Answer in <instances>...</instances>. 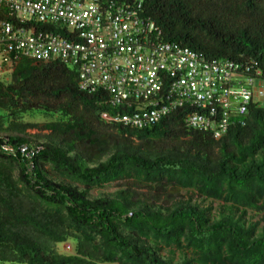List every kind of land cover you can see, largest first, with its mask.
<instances>
[{"label": "trees", "instance_id": "1", "mask_svg": "<svg viewBox=\"0 0 264 264\" xmlns=\"http://www.w3.org/2000/svg\"><path fill=\"white\" fill-rule=\"evenodd\" d=\"M111 1L140 3L162 42L236 63L264 87V0ZM78 81L73 66L24 58L0 80V264H264V224L247 217L264 214V100L215 140L186 126V108L143 129L107 122L132 110ZM37 115L56 117L41 144L24 120ZM113 183L122 188L89 198ZM138 188L192 191L223 209L161 206ZM68 242L73 253H59Z\"/></svg>", "mask_w": 264, "mask_h": 264}, {"label": "built area", "instance_id": "2", "mask_svg": "<svg viewBox=\"0 0 264 264\" xmlns=\"http://www.w3.org/2000/svg\"><path fill=\"white\" fill-rule=\"evenodd\" d=\"M140 10V3L111 0H0L2 66L11 74L22 58L58 60L77 69L79 91H99L108 104L132 110L102 115L105 121L143 129L186 108V126L215 140L230 117L264 100L262 83L255 86L247 68L162 42Z\"/></svg>", "mask_w": 264, "mask_h": 264}, {"label": "rangeland", "instance_id": "3", "mask_svg": "<svg viewBox=\"0 0 264 264\" xmlns=\"http://www.w3.org/2000/svg\"><path fill=\"white\" fill-rule=\"evenodd\" d=\"M9 79H10V72L7 68L2 66V63L0 60V80L3 82H8ZM55 119L56 117L54 118L46 117L45 118L39 115L32 117V118L27 117V116L24 118L26 122H31L33 124L38 125L37 128L26 131L27 136L32 138V143L41 144L46 141L47 137H49V133L47 131L42 130L40 127L42 126V124L50 122ZM107 131H110V130H107ZM112 133L109 132L108 135ZM134 144L137 145V142L134 141ZM121 188H122V185L120 183L107 184V185L102 186L101 188L92 190L91 192L88 193V196L90 199H94L99 196H110L114 194L118 189H121ZM137 192L141 196V198L144 199L145 201L153 202L161 206H169V205L171 206L174 204L187 203L188 201H190L191 204L198 205L199 207L203 209L211 210V213L215 214V216H217L218 213H220L221 210L223 209V206L220 202H215L212 200H205L204 198L198 196L192 191L171 189L168 193L156 195V193L150 189L138 188ZM263 216L264 214H255L252 212H247V217L251 222L253 223L259 222L261 225L264 224ZM56 249L59 253H62V254H72L73 253V246L69 242L58 245ZM162 254L166 256L164 252Z\"/></svg>", "mask_w": 264, "mask_h": 264}]
</instances>
